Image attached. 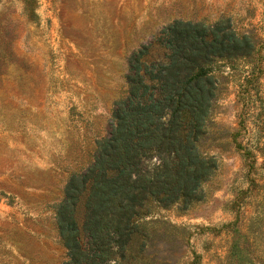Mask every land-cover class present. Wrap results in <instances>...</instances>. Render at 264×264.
Returning <instances> with one entry per match:
<instances>
[{
	"label": "rangeland",
	"instance_id": "374dc122",
	"mask_svg": "<svg viewBox=\"0 0 264 264\" xmlns=\"http://www.w3.org/2000/svg\"><path fill=\"white\" fill-rule=\"evenodd\" d=\"M220 18L255 49L206 68L197 144L217 167L202 200L136 219L140 264H264V0H0V264L62 263L53 206L109 132L128 54L174 20Z\"/></svg>",
	"mask_w": 264,
	"mask_h": 264
},
{
	"label": "trees",
	"instance_id": "16d2710c",
	"mask_svg": "<svg viewBox=\"0 0 264 264\" xmlns=\"http://www.w3.org/2000/svg\"><path fill=\"white\" fill-rule=\"evenodd\" d=\"M153 44L159 56L151 55ZM254 49L248 35L220 18L174 20L128 54L126 90L113 102L109 132L95 141L91 161L67 176L53 206L61 264H140L145 231L136 219L152 203L202 200L201 184L217 167L197 144L215 89L206 68L251 58Z\"/></svg>",
	"mask_w": 264,
	"mask_h": 264
}]
</instances>
